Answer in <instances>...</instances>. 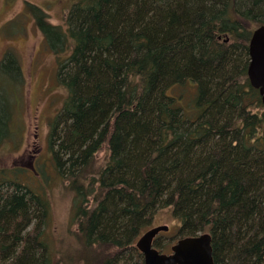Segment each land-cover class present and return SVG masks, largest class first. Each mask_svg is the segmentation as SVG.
Here are the masks:
<instances>
[{
    "label": "trees",
    "instance_id": "trees-1",
    "mask_svg": "<svg viewBox=\"0 0 264 264\" xmlns=\"http://www.w3.org/2000/svg\"><path fill=\"white\" fill-rule=\"evenodd\" d=\"M67 20L58 75L70 96L49 144L83 264H144L135 243L166 209L184 235L211 234L215 264H264V105L247 77L264 0H77ZM187 84L195 118L175 90ZM4 179L0 264H72L47 251L45 191ZM95 246L117 251L88 260Z\"/></svg>",
    "mask_w": 264,
    "mask_h": 264
},
{
    "label": "rangeland",
    "instance_id": "rangeland-1",
    "mask_svg": "<svg viewBox=\"0 0 264 264\" xmlns=\"http://www.w3.org/2000/svg\"><path fill=\"white\" fill-rule=\"evenodd\" d=\"M73 2L0 0V180H19L45 191L51 205L46 238L53 256L61 262L73 257L72 264H83L85 249L77 221L73 220L74 192L55 168L48 138L49 121L56 117L66 97L59 86L58 72L68 52L57 53L48 40L51 30L35 20H43V12L47 13L46 21L60 26L61 31ZM188 96L190 93L186 102ZM107 150L104 146L98 154L99 162L105 159ZM156 223L170 227L166 237H160L159 248L169 254L181 237L176 234L180 225L177 228L167 209L157 214Z\"/></svg>",
    "mask_w": 264,
    "mask_h": 264
},
{
    "label": "water",
    "instance_id": "water-1",
    "mask_svg": "<svg viewBox=\"0 0 264 264\" xmlns=\"http://www.w3.org/2000/svg\"><path fill=\"white\" fill-rule=\"evenodd\" d=\"M248 77L252 87L259 91L264 105V26L257 27L252 34ZM168 229L165 226L150 230L139 239L137 247L144 255L145 264H215L212 236L209 233L179 240L172 247L173 253L170 255L160 253L153 246V240Z\"/></svg>",
    "mask_w": 264,
    "mask_h": 264
},
{
    "label": "bare ground",
    "instance_id": "bare-ground-1",
    "mask_svg": "<svg viewBox=\"0 0 264 264\" xmlns=\"http://www.w3.org/2000/svg\"><path fill=\"white\" fill-rule=\"evenodd\" d=\"M77 2V0H74V2H73V5L75 4ZM73 5L71 6V8L73 7ZM71 8L69 9V11L71 10ZM69 11L68 12H66V18H65V26H63V28H61V35L64 37L63 39H62V41L65 43V46H63L64 48H56V52L57 53H62L63 55H64V53H66V52H68V56L71 54V52H72V50H71V48H69V47H72V43H73V40H72V38H71V36H70V30H69V28H70V26H69V23H68V20H67V15H68V13H69ZM35 19V18H34ZM42 19L43 20H38V19H35L36 20V22H44V23H47V24H49L51 27H56V28H59L60 26H57V25H53V24H51V23H49V22H47L46 20H47V13H46V15H45V13L43 12V15H42ZM259 26H264V24H258V26L256 25L253 29H252V34H253V32H254V30L257 28V27H259ZM60 29V28H59ZM251 38H252V35H251ZM251 38H250V40L248 41V53H249V57H250V43H251ZM52 39H54V38H52V36L51 37H49V42L50 43H52ZM221 39H223V41L225 42V43H229L230 42V37L229 36H227L225 39L222 37V36H220L219 37V39L218 40H220V41H222ZM229 44H231V43H229ZM67 56V57H68ZM66 57V58H67ZM249 65H250V59H249V64H248V67H247V77H248V68H249ZM58 80H60V78H59V75H58ZM248 80H249V82H250V79H249V77H248ZM251 84V83H250ZM59 86H61L62 87V89H64V91H65V93H66V97H65V100H64V103L66 102V99L67 98H69V96H70V93H69V91H68V89H66V87L65 86H63L62 85V83H60V81H59ZM195 88H196V86H194V85H190V84H187L186 86H183V87H176L175 88V90L176 89H178V93H182V103H184V104H180L179 103V105L180 106H182V108H183V110H182V112L186 115V116H189V117H192V118H195V117H197L198 116V111L197 112H195L196 111V106L195 105H192V104H190L191 103V101H192V98H193V92L195 91ZM190 93V96H188V99H189V101H187L186 102V98H187V94H189ZM186 104V105H185ZM64 105V104H63ZM183 105H185V106H183ZM63 108H64V106H62V107H60L58 110H57V113L55 114V116L56 117H59L60 115V113L62 112V110H63ZM183 114V115H184ZM184 115V116H185ZM56 117H54V118H52L49 122V124H50V128H49V134H50V132H51V130H52V127H53V124L55 123V121H56ZM48 138H49V135H48ZM104 147V146H103ZM103 149V148H102ZM52 152V151H51ZM101 153V150L97 153V157H98V154H100ZM53 156V155H52ZM6 177H8V176H6ZM7 179V178H6ZM5 180V179H4ZM7 180H9V181H11L12 179H7ZM12 181H15V182H19V180L17 181V180H12ZM20 184H23V185H25L26 187H28L30 190H32V191H34V192H41V190L40 189H34V188H31V186L30 185H32V184H30V183H22V182H19ZM32 186H34V185H32ZM51 209V208H50ZM171 210V209H170ZM171 213H172V211H171ZM50 214H51V211H50ZM157 214H159V212L158 213H156V216H157ZM74 215H75V213H74ZM156 216H155V218H154V220H153V222H152V224L145 230V231H143V233L137 238V241H136V243H135V247L138 249V251L141 253V255L143 256V263L145 264V259H144V255L142 254V252L140 251V249L137 247V243H138V241H139V239H141V237L145 234V233H147L148 231H150V230H153V229H156V228H159V227H168L169 229H170V227H169V225L168 224H158V223H156L155 224V220H156ZM173 218L176 220V222H177V228L179 227L178 226V224L180 225V227L178 228V231H177V235L179 234L181 237H180V239L179 240H182V239H188V238H194V237H197L198 235H202V234H204L203 232L201 233H198V234H196V235H184L183 233H181V229H182V227H181V221H179L178 219H176L174 216H173ZM49 221V220H48ZM47 224H48V222H47ZM47 224H46V226H47ZM46 226H45V231H44V238H45V244H46V247H47V251L48 252H51V247H50V244H49V242H48V240H47V238H46ZM169 229H168V231L166 232V233H168L169 232ZM165 231H162V232H160L158 235H156L155 237H154V240H153V246L155 247V244L157 243V244H159L160 246V248H161V236H164L165 234ZM164 237H166V236H164ZM80 239V238H79ZM179 240H177V242L174 244V245H176V244H178V242H179ZM173 245V246H174ZM172 246V247H173ZM172 247H171V253H169V254H167V253H163V252H161L160 250H159V248H156L160 253H162V254H167V255H170V254H172L173 253V251H172ZM111 249H107V252L105 251V249H100L99 247H97V246H95L94 248H93V252L95 253V254H97L99 257H102V258H105L106 256H108V255H113V254H115L116 253V251L117 250H115V248L114 247H110ZM82 251H83V249H82ZM90 256L92 257V256H94V254H91L90 253ZM214 258V257H213ZM215 262V261H214Z\"/></svg>",
    "mask_w": 264,
    "mask_h": 264
}]
</instances>
